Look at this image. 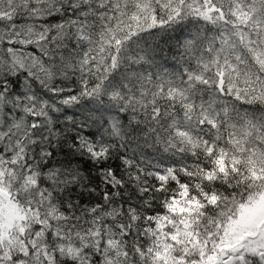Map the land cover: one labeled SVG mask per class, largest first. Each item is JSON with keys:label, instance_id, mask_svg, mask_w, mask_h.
Returning a JSON list of instances; mask_svg holds the SVG:
<instances>
[{"label": "snow or ice", "instance_id": "1", "mask_svg": "<svg viewBox=\"0 0 264 264\" xmlns=\"http://www.w3.org/2000/svg\"><path fill=\"white\" fill-rule=\"evenodd\" d=\"M0 264H264V0H0Z\"/></svg>", "mask_w": 264, "mask_h": 264}]
</instances>
